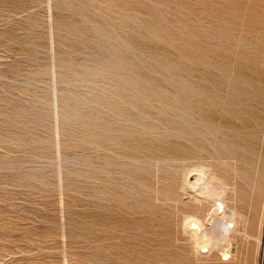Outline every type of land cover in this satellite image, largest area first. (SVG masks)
I'll use <instances>...</instances> for the list:
<instances>
[{
  "label": "rangeland",
  "instance_id": "1",
  "mask_svg": "<svg viewBox=\"0 0 264 264\" xmlns=\"http://www.w3.org/2000/svg\"><path fill=\"white\" fill-rule=\"evenodd\" d=\"M0 264H264V0H0Z\"/></svg>",
  "mask_w": 264,
  "mask_h": 264
},
{
  "label": "bare ground",
  "instance_id": "2",
  "mask_svg": "<svg viewBox=\"0 0 264 264\" xmlns=\"http://www.w3.org/2000/svg\"><path fill=\"white\" fill-rule=\"evenodd\" d=\"M227 144V143H226ZM228 145V144H227ZM233 146V145H232ZM226 147H230V145L229 146H226ZM233 149V148H232ZM237 149V148H236ZM234 150V149H233ZM232 152V151H231ZM236 152H238V151H236ZM235 153V152H234ZM224 164H226V165H230L231 163H227V162H224ZM238 164H236L235 162H233V164H232V166H233V169L235 170V176H237V178H239L238 176L240 175V171L241 170H239V167H241V165L238 167L237 166ZM257 172V171H256ZM258 173V172H257ZM247 174V173H246ZM189 175H191V174H189ZM241 176V175H240ZM234 177V176H233ZM241 177H244V175L243 176H241ZM250 177V176H249ZM217 176L215 175V174H213L211 171H210V169L207 167V166H204V165H202V166H200V168L198 169V173H197V175H196V177H195V180H193V181H188V184H189V186L191 187V188H193V189H195L196 191H200L201 192V194H203L204 196H207V197H211V198H215V199H218V200H220V204H221V206H222V208H221V211L219 210V207L217 206V208L215 207V209L212 211L213 212V214L214 215H218V216H220L222 219H226V213L224 212L225 210V202H224V197H225V195H226V189L228 188V185L230 184V182H228V181H226V180H223L222 179V183H219L218 181H217ZM220 179V178H219ZM218 179V180H219ZM245 179H248V177L247 178H245ZM240 180V179H239ZM242 180V179H241ZM236 183V182H235ZM234 183V184H235ZM245 183V182H244ZM247 184H248V182H247ZM249 184H250V182H249ZM252 185V184H251ZM254 185V184H253ZM261 186H262V183H261V181L259 180L258 181V190H260V188H261ZM257 187V186H256ZM253 188H254V186H253ZM256 189V191H258L257 190V188H255ZM212 215V214H211ZM213 215V216H214ZM212 216V217H213ZM234 216V212L232 213V215H231V217H233ZM228 221H230L231 222V220H228ZM199 222V221H198ZM198 222H197V219L196 220H194V219H192V220H190V222L188 223V225L190 226H192L191 228H193V231H192V233L193 232H195L196 230V225H199L198 224ZM200 223V222H199ZM224 225H225V223H223ZM187 225V227H189ZM221 225V224H220ZM234 225V224H233ZM223 226V225H222ZM196 227V228H195ZM200 227V226H199ZM226 228H230V227H228L227 225L225 226ZM195 228V229H194ZM224 228V227H223ZM197 230H199V229H197ZM200 231V230H199ZM230 231V230H229ZM224 234V233H223ZM222 234V235H223ZM228 235V234H227ZM198 236V235H197ZM197 236H196V238H197ZM195 237V236H194ZM193 237V238H194ZM200 236H198V238H199ZM203 238V237H202ZM196 240V239H195ZM198 241V240H197ZM202 242H204V241H202ZM198 243V242H197ZM196 243V244H197ZM208 246V245H207ZM205 248V247H204ZM228 255V254H227Z\"/></svg>",
  "mask_w": 264,
  "mask_h": 264
}]
</instances>
